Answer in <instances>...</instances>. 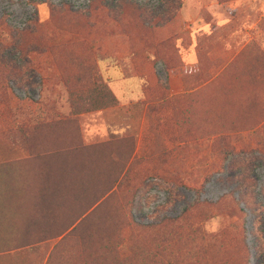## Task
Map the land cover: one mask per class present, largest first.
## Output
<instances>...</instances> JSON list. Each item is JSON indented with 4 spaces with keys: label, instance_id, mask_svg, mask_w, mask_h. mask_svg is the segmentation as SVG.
Here are the masks:
<instances>
[{
    "label": "rangeland",
    "instance_id": "1",
    "mask_svg": "<svg viewBox=\"0 0 264 264\" xmlns=\"http://www.w3.org/2000/svg\"><path fill=\"white\" fill-rule=\"evenodd\" d=\"M260 204L264 0H0V264H264Z\"/></svg>",
    "mask_w": 264,
    "mask_h": 264
},
{
    "label": "trees",
    "instance_id": "2",
    "mask_svg": "<svg viewBox=\"0 0 264 264\" xmlns=\"http://www.w3.org/2000/svg\"><path fill=\"white\" fill-rule=\"evenodd\" d=\"M168 22V20L166 21ZM165 22V23H166ZM162 61L165 65V68H168V64L166 63V59L163 57V58H160L158 61ZM69 150H72V148H68ZM234 150L229 148V150H227V148H225V151H224V158L225 159H229V162L231 163V167L233 168H237V171L238 173H240L239 175V178L237 179V184H239L240 187H238V189L240 190L241 192V195L243 197H247L248 199L251 197L252 198V185L251 183L249 182L250 181V178L243 172L244 170L248 169L249 166L251 165V159H247L245 156H240L239 158H232V156L234 155ZM112 188H110L108 191H110ZM107 190V189H106ZM107 191V192H108ZM106 192V193H107ZM99 199H96L95 201L92 202V204H95L98 202ZM250 201V200H249ZM253 200H251L252 202ZM253 203V202H252ZM251 204V203H250ZM259 207L261 209H259L260 211V214H264V205L260 204ZM259 214V215H260ZM264 229V228H262ZM260 228V232L262 234H264V230H262ZM256 238V237H255ZM258 238V236H257ZM256 238V240H257ZM258 241L260 240H257V244H258ZM264 244V241H261V245ZM194 255H195V252L189 250L186 255L183 257L182 261L185 263V264H193L194 263Z\"/></svg>",
    "mask_w": 264,
    "mask_h": 264
},
{
    "label": "crops",
    "instance_id": "3",
    "mask_svg": "<svg viewBox=\"0 0 264 264\" xmlns=\"http://www.w3.org/2000/svg\"><path fill=\"white\" fill-rule=\"evenodd\" d=\"M190 56H191V54H188L187 55V57H189V59H191ZM185 67H190V68L194 69L195 71H197V66H196V63L195 62H190L189 64H186Z\"/></svg>",
    "mask_w": 264,
    "mask_h": 264
}]
</instances>
